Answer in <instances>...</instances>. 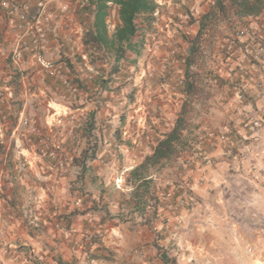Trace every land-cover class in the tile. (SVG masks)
<instances>
[{
    "label": "crops",
    "instance_id": "crops-1",
    "mask_svg": "<svg viewBox=\"0 0 264 264\" xmlns=\"http://www.w3.org/2000/svg\"><path fill=\"white\" fill-rule=\"evenodd\" d=\"M6 1L0 0V57L4 60L14 37ZM218 2L216 8L211 0L188 1L195 9L193 36L203 33L206 13L231 3ZM160 9L152 22L139 20L141 34L135 41L140 39L142 47L170 18L163 12L165 7ZM111 10L112 6L110 19ZM233 11L232 21L226 20L218 34L230 32L233 21L244 22ZM79 18L85 20L82 15ZM116 18L119 25V8ZM185 19L182 13L181 20ZM50 31L53 41L42 52L49 66L28 55L20 71L8 68L0 79V90L8 100L3 109L15 117L11 129L24 108L46 130L42 144L24 131L21 147L0 145V261L255 264L245 246L252 243L264 249V125L256 133L250 118L260 117L264 97L235 103L232 90L200 85L189 89L187 98L178 94L173 99L168 92L160 95L159 82L164 78L160 59L147 61V67L154 62L158 70L154 79L142 80V66L135 72V82L126 81L128 69L118 70L127 60L134 71L143 48L139 54L129 50L117 61L115 51L106 47L107 58L97 56L87 65L78 56L83 44L73 43L60 23L50 25ZM167 48L168 44L159 51L160 58L169 56ZM194 50L188 45V61L183 59L180 67L190 69ZM97 69L102 75L87 78ZM66 77L74 78L72 91L64 84ZM219 93L221 100L216 97ZM146 113L160 116L157 135H140L137 129L121 136L133 116L141 121ZM179 121L183 123L181 142L175 144L174 153L139 167ZM210 132L214 137L207 139ZM5 135L12 136V130L4 127L0 137ZM226 135L229 140H224ZM96 139L99 156L86 161L84 168L83 155ZM236 139L240 143L235 144ZM51 151L66 162L64 171L50 157ZM121 172H125V183L117 188L114 180ZM179 184L189 186L199 204L175 214L164 209L162 198ZM26 211L38 214L43 233L28 227ZM32 248L37 250L34 256L29 253Z\"/></svg>",
    "mask_w": 264,
    "mask_h": 264
},
{
    "label": "built area",
    "instance_id": "built-area-1",
    "mask_svg": "<svg viewBox=\"0 0 264 264\" xmlns=\"http://www.w3.org/2000/svg\"><path fill=\"white\" fill-rule=\"evenodd\" d=\"M188 1L166 0V2H158L154 0L157 7L152 13V20L161 12L160 7H165L163 12L170 18L166 19V22L161 26V30L154 33L152 40L145 41L142 53L137 57L136 65L138 64V66L136 67L135 65L134 71L131 67L128 68L126 81L135 82V72H138L141 66L144 67V72L141 76L142 80L154 79L158 70L154 62L147 67V61L160 59L162 65L159 67H161V73L164 77L159 82V88L162 90L159 92L160 95L168 92L173 99L178 94L182 95L180 96L181 98H187L188 93H190L188 92L189 89L200 85V87L207 88L226 87L228 90H232L233 94L230 97L235 103H242L244 100H261L264 97V8L259 14L243 16L244 22H236L237 25H232L230 32L223 34L212 33L210 35L203 32L204 34L199 33L193 36L191 27H193L192 21L194 20L195 9L191 7ZM211 2L212 6L216 5V8L219 7L218 0H211ZM5 4L14 29V37L10 41L7 59L4 60L0 57V79L4 78L8 68L20 71L28 55L33 56L43 65L49 66L43 60L42 52L53 41L52 37L54 36L50 31V25L56 22L60 23L64 30L68 31L67 36L73 43L83 44L84 49L78 52L81 62L88 65L97 56L103 59L107 58L106 46L94 39L97 36V9L94 4H91L90 0H8ZM216 8L214 9L217 10ZM214 9L205 14L207 17L204 21L211 17V14L215 11ZM182 13L187 17L185 21L181 20ZM80 15L85 20L81 21ZM140 18L144 19L143 17H138L137 19V35L141 34L139 33ZM152 20L150 21L152 22ZM195 20L197 21V19ZM185 22L190 26V31L187 30ZM197 22L199 23L200 20ZM106 23L109 32L113 33L117 24L109 16H107ZM76 25L79 27L75 28ZM166 44H168L167 52L169 56L160 58L159 51ZM188 45L198 48L200 53L198 61L195 62L191 59V63L189 62L188 65L191 64L190 69L188 67H180L183 59L188 61L185 52ZM117 65L118 63L113 65V67L115 68ZM118 67V70H124V64ZM93 70L87 78L92 79L95 74L102 75L99 69ZM64 84L71 91L75 88L73 77L64 78ZM216 97L221 100L222 94L219 93ZM0 99V133H2L3 123L5 125L9 124L10 115L3 109V105L8 100L5 99L1 90ZM258 110L260 117L250 118L256 133L264 125L263 100ZM159 118L160 116L152 115L151 117L149 113H146L145 118L139 121L133 116L129 126L121 130V136H129L137 129H140V135H157L159 133ZM139 122L140 124L142 122L140 126L138 125ZM24 131L28 136L35 137L38 143H44L46 138L45 128L33 122L26 114L25 109L22 108L17 113L16 124L12 129V140L17 148L22 145V133ZM116 131H113V136L115 137L117 136ZM213 137L214 134L212 132L207 134V139H212ZM224 140H229V135H226ZM202 143H205V141H202ZM234 143H240V139L234 140ZM50 157L56 161L60 171L65 170L66 162L59 157L56 151H51ZM124 183L125 172H121L115 178L114 184L117 188H122ZM191 191L192 189L189 186L183 184L174 186L163 195L164 209L176 214L182 209L195 208L199 201ZM2 198L3 186L0 183V201ZM24 220L31 230L37 234L43 233L44 225L38 214L26 211L24 212ZM36 251V249L32 248L29 253L34 256ZM136 252L141 253L142 250L137 249ZM245 253L255 261V264H264V249L248 243L245 246ZM0 264L6 263L2 260Z\"/></svg>",
    "mask_w": 264,
    "mask_h": 264
},
{
    "label": "trees",
    "instance_id": "trees-1",
    "mask_svg": "<svg viewBox=\"0 0 264 264\" xmlns=\"http://www.w3.org/2000/svg\"><path fill=\"white\" fill-rule=\"evenodd\" d=\"M235 13L240 16H249L259 14L264 8V0H230ZM91 4L96 6V30L97 36L94 38L97 42L103 43L110 50L115 51L117 61L126 56L127 51H133L139 54L143 42L139 39L135 41L138 32V17L145 20H152V13L157 4L154 0H90ZM111 6L119 8L121 23L117 25L116 30L110 33L107 28L106 19ZM118 71V70H116ZM115 71V72H116ZM110 81V80H109ZM182 122L179 121L171 133L158 140L155 151L149 155L145 162L139 167L145 168L148 164H156L161 159L170 157L175 151V144L181 142ZM97 139L83 155V167H86V161L98 158ZM83 168V169H84ZM144 189L143 192H145ZM166 258V256H163ZM168 261V259H166Z\"/></svg>",
    "mask_w": 264,
    "mask_h": 264
},
{
    "label": "rangeland",
    "instance_id": "rangeland-1",
    "mask_svg": "<svg viewBox=\"0 0 264 264\" xmlns=\"http://www.w3.org/2000/svg\"><path fill=\"white\" fill-rule=\"evenodd\" d=\"M233 6L231 5V3L227 2L226 5H224V8L223 9H220V11H213V13L211 14V17L208 18L206 21L203 22L202 24V28H203V32L210 35L212 33H218V32H221L220 30H222L221 28L222 27H225V21L229 20V22L232 21V18L233 17ZM117 9L118 7L117 6H112V10H111V17L113 19V22H116L117 21ZM234 24H236V21H233L232 22ZM229 24V23H228ZM237 25V24H236ZM235 25V26H236ZM220 28V30H218ZM203 33V34H204ZM198 59H200V53L198 52V48H195L194 50V53H193V61H198ZM123 64H124V70H127L129 67H128V64H129V61L127 60H124L123 61ZM206 88V87H205ZM15 123V117H13V115H10V122L9 124L4 125V127H7L10 129V131L12 130L11 129V126ZM183 125V123H182ZM24 133V132H23ZM10 136V135H8ZM9 144H12L14 146V142L12 140V136L10 137H7V135H5L4 137H0V145L1 146H9ZM2 185H3V179H2ZM18 215V214H17ZM15 217H19V216H15Z\"/></svg>",
    "mask_w": 264,
    "mask_h": 264
}]
</instances>
